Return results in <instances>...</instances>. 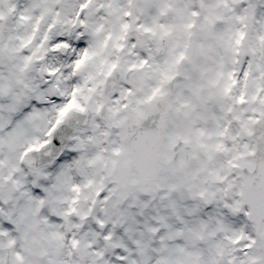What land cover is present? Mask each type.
<instances>
[{
  "label": "snow or ice",
  "instance_id": "6c2138e0",
  "mask_svg": "<svg viewBox=\"0 0 264 264\" xmlns=\"http://www.w3.org/2000/svg\"><path fill=\"white\" fill-rule=\"evenodd\" d=\"M0 264H264V0H0Z\"/></svg>",
  "mask_w": 264,
  "mask_h": 264
}]
</instances>
